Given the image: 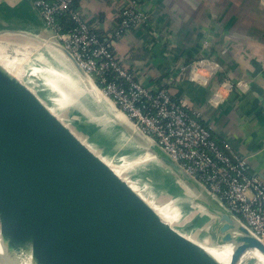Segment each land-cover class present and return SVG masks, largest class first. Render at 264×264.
I'll list each match as a JSON object with an SVG mask.
<instances>
[{
  "label": "water",
  "instance_id": "obj_1",
  "mask_svg": "<svg viewBox=\"0 0 264 264\" xmlns=\"http://www.w3.org/2000/svg\"><path fill=\"white\" fill-rule=\"evenodd\" d=\"M86 144L0 63L4 261L17 263L30 247L37 264H221L189 232L164 221ZM159 157L180 178L192 179L161 149ZM210 210L221 243L236 244L231 264L253 248L264 253V243L233 214Z\"/></svg>",
  "mask_w": 264,
  "mask_h": 264
},
{
  "label": "crops",
  "instance_id": "obj_2",
  "mask_svg": "<svg viewBox=\"0 0 264 264\" xmlns=\"http://www.w3.org/2000/svg\"><path fill=\"white\" fill-rule=\"evenodd\" d=\"M124 1L77 3L81 15L100 38L111 43L120 62L136 79L152 90L167 87L173 98L186 100L200 113V121L212 127L216 138L228 141L247 159L249 172L264 180V0H138L150 17L149 24L117 36ZM22 31L35 38L50 35L32 0H0V36ZM45 49L42 54H50L61 67L41 55L40 59L50 63L44 67L59 68L74 82L86 83L107 108V100L61 49L54 45ZM7 51L0 46L1 53ZM205 55L220 62L218 73L198 81L190 70H182ZM14 56L26 57L19 49ZM5 67L13 74V69ZM59 93L65 102L68 90L60 89ZM81 99L88 108L89 101L92 104L88 97ZM187 182L201 189L196 180ZM203 194L210 212L212 208L226 209L211 195ZM167 208L170 218L177 216L169 205Z\"/></svg>",
  "mask_w": 264,
  "mask_h": 264
},
{
  "label": "built area",
  "instance_id": "obj_3",
  "mask_svg": "<svg viewBox=\"0 0 264 264\" xmlns=\"http://www.w3.org/2000/svg\"><path fill=\"white\" fill-rule=\"evenodd\" d=\"M40 11L49 38L67 49L102 92L130 117L142 132L155 138L157 146L196 180L200 187L240 220L264 243V180L251 174L247 159L199 119L200 113L186 100L175 99L167 87H145L120 62L112 45L100 38L74 8V0H32ZM61 16L73 27L63 30ZM149 15L138 0H125L117 36L131 28L148 25ZM221 64L211 55L182 67L198 81L218 73Z\"/></svg>",
  "mask_w": 264,
  "mask_h": 264
},
{
  "label": "rangeland",
  "instance_id": "obj_4",
  "mask_svg": "<svg viewBox=\"0 0 264 264\" xmlns=\"http://www.w3.org/2000/svg\"><path fill=\"white\" fill-rule=\"evenodd\" d=\"M22 32L16 35L0 36V46L3 49L6 48L10 53L17 52L19 49L26 55L23 60L18 56H5V62L2 61L4 65L9 67L10 64H13L14 75L36 93L44 104L85 144L88 143L86 145L92 151L99 154L104 161H106L104 158L112 161L117 171H121L119 172L120 176L151 207H154L163 220L169 224L172 222L178 224L200 242H204L200 239L212 242L213 250L216 248L215 245L221 244L216 217L207 209L206 204L204 205L205 195L203 193L210 196L206 190L199 186L203 192L194 182L189 183L180 178L158 155L156 158H152L151 154L153 153L145 144L146 142L151 143L160 152L155 138L144 134L112 99L108 100L128 119L131 128L120 124L119 119L117 121L112 116L86 83L74 82L67 78V75L59 68L57 71L52 68L48 69L49 65L44 67L43 64L50 63L43 58L40 59L41 55L49 56L48 59L54 65L55 62L58 63L50 54H42L47 52L45 48L48 45L56 43L55 40L49 37H30L26 32ZM4 54L8 55L9 53ZM57 66L61 67L60 64ZM60 74L66 77L58 76ZM94 84L102 92V87ZM60 89L68 90L67 102L59 99ZM82 97L92 100V104L90 101L88 103L92 109L87 107L88 105L81 99ZM96 106L101 108V112L97 110ZM94 110L98 111V114ZM136 134L143 140L140 141ZM117 171L115 173L118 174ZM168 205L177 216H172V218L168 216ZM189 237L191 236L189 235ZM235 248V242L225 243L223 264H231ZM211 256L217 260L214 252ZM238 264H264V261H259L253 251L249 250Z\"/></svg>",
  "mask_w": 264,
  "mask_h": 264
},
{
  "label": "bare ground",
  "instance_id": "obj_5",
  "mask_svg": "<svg viewBox=\"0 0 264 264\" xmlns=\"http://www.w3.org/2000/svg\"><path fill=\"white\" fill-rule=\"evenodd\" d=\"M52 45L58 47L59 49H61L65 54L66 52L64 51L63 47L58 44V43H53ZM9 54L6 55V54H2L0 52V63L5 67L4 63L2 61L5 62V59L4 57L5 56H10V57H14L15 55V52L14 53H10V51H7ZM2 54V55H1ZM67 55V54H66ZM68 56V55H67ZM17 57V56H15ZM69 57V56H68ZM70 59V58H69ZM71 60V59H70ZM72 61V60H71ZM72 63L74 64V62L72 61ZM75 65V64H74ZM11 69L12 67L14 68V65L13 64H10L9 66ZM76 67V66H75ZM6 68V67H5ZM8 69V68H7ZM9 70V69H8ZM78 70V69H77ZM10 71V70H9ZM79 71V70H78ZM10 73V72H9ZM13 73V72H12ZM79 73L84 76V78H87L90 80V82L93 84V86L96 88L97 86L94 84L92 78L90 76H88L87 74H84V73H81L79 71ZM14 75V73H13ZM15 76V75H14ZM17 77V76H15ZM18 78V77H17ZM19 79V78H18ZM20 80V79H19ZM97 89V88H96ZM97 91L107 100V108L108 110L110 111V113L113 115V117L118 121L119 119V123H128L126 124V126H129L130 128L132 127L131 124L128 122L127 118L120 112L118 111L115 106L112 104V102H110L108 99V97L106 95H104V93H102L100 90L97 89ZM96 96V95H95ZM124 121V122H122ZM123 125V124H122ZM125 126V125H124ZM136 136H138V139L140 141L143 140V138H141L138 134H136ZM147 146V148H150L152 153L151 156L152 158H156L157 155L159 157L160 155V152L159 150L156 149V147L154 145H152L151 143L149 142H146L145 144ZM104 158V157H103ZM150 158V157H149ZM106 161V163L115 171H117V168L114 167V164L112 161L108 160L107 158H104ZM118 172V171H117ZM119 172H121L119 170ZM118 172V175L120 176ZM121 177V176H120ZM122 178V177H121ZM123 179V178H122ZM154 209V207H152ZM155 210V209H154ZM156 211V210H155ZM163 219V218H162ZM165 221V220H164ZM173 223V222H172ZM188 238H190L191 240H193L194 242L198 243L208 254L212 255V253L214 252L216 254V257H217V261L221 264H223L224 262V257H225V243H221V244H218V245H215V249L213 250L214 247H212L213 243L210 242V241H207V240H203V239H200L204 242H198L196 240H194L193 238L189 237L188 235H186ZM254 255L256 256V258L259 260V261H264V253H262L259 249L257 248H253L252 249ZM5 254V247L3 245V241H2V237H1V231H0V264H8L6 261H4L2 259V255L4 256ZM14 264H37L36 261L34 260V257L32 255V249L30 247H28L27 249H24L22 251H20L18 253V260H17V263H14Z\"/></svg>",
  "mask_w": 264,
  "mask_h": 264
},
{
  "label": "trees",
  "instance_id": "obj_6",
  "mask_svg": "<svg viewBox=\"0 0 264 264\" xmlns=\"http://www.w3.org/2000/svg\"><path fill=\"white\" fill-rule=\"evenodd\" d=\"M74 8H78L77 0H74ZM59 21H60V23L63 25V30H64V31H68L70 28L73 27V22H72V20L69 18V16H61V17L59 18ZM102 39H103V38H102ZM96 84L99 85L100 87H102V86L100 85V83H98V81H97Z\"/></svg>",
  "mask_w": 264,
  "mask_h": 264
}]
</instances>
